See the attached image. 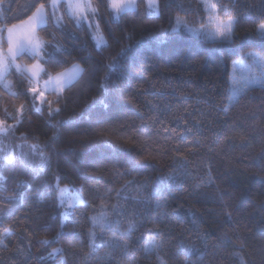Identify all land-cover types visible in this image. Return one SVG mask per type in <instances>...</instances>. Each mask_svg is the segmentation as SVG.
I'll return each mask as SVG.
<instances>
[{
    "label": "trees",
    "instance_id": "trees-1",
    "mask_svg": "<svg viewBox=\"0 0 264 264\" xmlns=\"http://www.w3.org/2000/svg\"><path fill=\"white\" fill-rule=\"evenodd\" d=\"M30 2L8 0L0 12L18 24L31 14L20 5ZM158 2V18H149L145 0L118 19L101 7L97 19L106 44L99 47L87 22L78 27L67 16L60 28L49 22L38 30L64 49L44 65L48 72L74 64L83 69L62 93L47 92L59 112L50 114L47 103L36 111L31 94H23L27 82L16 74L9 79L19 98L0 89V119L5 108L13 114L20 104L26 108L3 143L38 145L47 157L45 163L39 152L25 149L21 162L15 149V164L4 168L0 233L10 228L11 234L0 235V264H82L92 243L97 249L89 264H156L154 253L145 258L149 240L161 245L167 264H239L237 252L246 264H264V86L249 85L223 111L233 62L249 51L264 56V37L257 34L264 0H220L228 8L218 6V14L237 19L228 41L172 30L178 16L197 29L206 24L199 0ZM113 59L117 66L109 70ZM18 61L34 62L27 55ZM56 180L84 198L64 221ZM127 181L134 182L125 189ZM138 188L140 200L134 199ZM19 193L22 199H5ZM117 204L121 212H113ZM101 205L110 220L121 222L119 229L94 227ZM133 214L139 226L129 235ZM113 235L119 243L109 245ZM57 248L62 252L49 257Z\"/></svg>",
    "mask_w": 264,
    "mask_h": 264
},
{
    "label": "snow or ice",
    "instance_id": "snow-or-ice-1",
    "mask_svg": "<svg viewBox=\"0 0 264 264\" xmlns=\"http://www.w3.org/2000/svg\"><path fill=\"white\" fill-rule=\"evenodd\" d=\"M8 3V0H0V8ZM146 7L148 9L149 18H158L160 15L159 2L158 0H145ZM199 4L207 14L208 22L205 26L200 29L193 27L186 19L183 17H177L175 25L172 30L178 31L181 28L189 33L200 35L203 34L211 40L228 41L233 38L235 25L237 24V19L233 16H227L224 18L218 14V6L225 13L227 12L228 5L223 4L220 0H199ZM24 9L25 13L30 12L26 19L20 20V23H10L8 17L4 16L0 12V89L5 90L8 95L19 98L21 93L14 90V84L10 76L16 74L18 77L22 78L23 81L27 82V87L24 89L23 94H31L32 106L36 111H42L43 105L48 104L49 113L59 112V108H52V101L47 100L45 92L52 91L54 93H62L65 86L70 85L73 81L78 80L81 77L83 69L78 65L74 64L71 69L65 70L63 72H57L53 75L48 72L44 65L51 62L53 54H62L64 49L62 45L55 44L51 45L49 41H46L39 34V31H45L49 25V22L60 28L63 26V20L65 16L69 19L74 20L78 27H81L84 22L88 23L89 28L95 25V30L92 32L93 39L97 42V46L101 43L106 44L104 40L103 33L100 29L99 21L97 17L100 16L101 7L109 10L110 14L118 19L124 13L129 11H135L138 7L137 0H32L30 3H25L20 5ZM178 8L183 10V5H177ZM61 9L63 12L61 13ZM206 29H211L207 31ZM39 30V31H38ZM257 34L264 37V20H262L257 25ZM53 39L54 34H52ZM48 47L54 48V53H49L47 51ZM124 50L121 49V53ZM27 55L34 62L31 64H21L18 60ZM247 57L252 59V68H259L260 74L253 77L251 80H246L242 86H237L236 82L233 81L231 89L225 87V97L227 103L223 107V111L227 112L229 107L235 103L239 102V98L244 91L247 90L249 84H257L264 86V56L249 52L246 54ZM239 61H234L233 66ZM63 63V61H61ZM117 66V61L113 59L107 68L112 70ZM46 75L47 79L43 81L44 87H40V81L43 76ZM229 79H232L231 77ZM227 85V81L225 82ZM39 101L41 107H36V103ZM25 105L20 104L19 107L15 109V114L9 113L7 108L4 109V119H0V192H4L5 188L4 182L6 177L4 176V168L6 165H14L16 157L14 156V150L19 149V158L23 162L24 157L27 156L29 151L39 152L41 160L47 162V157L45 153L39 149L38 145H26L18 144L14 147H10L3 143V138H6L10 134H13L16 130L17 125H19L25 118ZM11 119L14 121L13 124H9L7 121ZM21 140H27V137L22 136ZM43 163L41 167H43ZM177 177L169 176L167 179L170 181L175 180ZM134 181H127L123 186L125 189L128 185L132 184ZM142 188V186H141ZM63 189L61 192V204L64 203L63 200ZM120 195V192H117ZM23 193H19L16 196H8L5 199H22ZM142 198V191L138 188L137 196L134 199L140 200ZM77 202H80L79 196L74 198ZM127 199V197H125ZM113 212H121L119 204L112 206ZM94 227L97 223L102 230L109 229H119L121 222L119 220H110L108 218V213L104 206L101 205V212L97 217L93 218ZM138 221L135 218V214L128 218L126 231L131 235L138 227ZM11 234L10 228H5L2 236H8ZM90 240L94 241L96 237L95 232H91ZM3 241L0 240V244ZM42 244H48V240L41 241ZM109 245H116L119 243L117 237L113 235L111 239L107 242ZM126 249L127 245L123 246ZM161 245L154 240H149L144 248L145 258H150L154 253L156 256V264H167V260L159 254V249ZM91 251L85 253L82 257V264H89L90 257L92 253L96 251L97 246L92 243L90 244ZM62 249H53L49 253V257H53L58 253H61ZM237 259L239 264H246V261L240 253L233 254ZM106 257L110 258L111 254L106 253ZM200 260L203 257L199 258ZM185 264H188L185 261Z\"/></svg>",
    "mask_w": 264,
    "mask_h": 264
},
{
    "label": "rangeland",
    "instance_id": "rangeland-1",
    "mask_svg": "<svg viewBox=\"0 0 264 264\" xmlns=\"http://www.w3.org/2000/svg\"><path fill=\"white\" fill-rule=\"evenodd\" d=\"M62 12H63V9H61V13ZM207 22H208V18H207L206 24H207ZM202 27L203 26H200V27H198V29H200ZM92 28H93V31H94L95 30V25L94 24H93ZM100 29L102 31V28H100ZM206 30L207 31H211V29H206ZM102 33H103V31H102ZM203 36H205V35H203ZM103 37H104V34H103ZM205 37L207 39H209L207 36H205ZM104 40L106 41L105 37H104ZM249 52H255V51H249ZM255 53H257V52H255ZM244 58H246V57H244ZM235 61H239V62L235 65V67L233 66V71H232V74H231V77H232L231 86L233 84V81L236 82L237 86H242L246 80H251L253 77L258 76L260 74L261 70L259 68H252L251 67L253 62H252V59L250 57H248L246 59H243V60L237 59ZM19 63H21V64H31V63H26V62L25 63L19 62ZM78 65L81 67L80 64H78ZM72 67L73 66H71L69 69H71ZM66 70H68V69H66ZM60 72H63V71H60ZM46 79H47V77L44 75L43 78L40 81V87L41 88L44 87L43 81L46 80ZM249 85H256V84H249ZM47 92H45V96H46ZM37 104L40 106L39 101H37ZM10 147H13V146H10ZM55 183H56V194H57L58 204L61 207L60 216H61L62 221H64L65 217L67 216V212H68L69 208L74 206L77 203L83 202L84 198H83V195L79 191L78 188H76V187L71 188L67 184H60V183H58L57 180L55 181ZM62 189L64 190L63 191V200H64L63 204H61V192H60V190H62ZM77 196H79L80 202H77L74 199Z\"/></svg>",
    "mask_w": 264,
    "mask_h": 264
}]
</instances>
